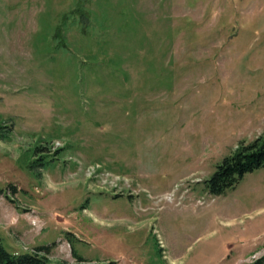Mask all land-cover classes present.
Returning a JSON list of instances; mask_svg holds the SVG:
<instances>
[{
	"label": "rangeland",
	"instance_id": "rangeland-1",
	"mask_svg": "<svg viewBox=\"0 0 264 264\" xmlns=\"http://www.w3.org/2000/svg\"><path fill=\"white\" fill-rule=\"evenodd\" d=\"M263 134L264 0H0L12 251L56 242L48 256L66 264H256L264 167L222 194L207 180Z\"/></svg>",
	"mask_w": 264,
	"mask_h": 264
},
{
	"label": "trees",
	"instance_id": "trees-1",
	"mask_svg": "<svg viewBox=\"0 0 264 264\" xmlns=\"http://www.w3.org/2000/svg\"><path fill=\"white\" fill-rule=\"evenodd\" d=\"M260 167H264V134L249 142L241 141L233 152L226 155L207 180L208 189L212 194H222L228 189L234 188L246 173ZM9 186L13 187L15 193L16 188L12 184ZM55 243L52 245H38L32 251L15 252L2 243L0 236V264H66L54 262L49 258L48 254ZM72 252L79 262L87 261L73 246ZM263 260L264 255L256 264H260ZM115 263V261H104L98 264Z\"/></svg>",
	"mask_w": 264,
	"mask_h": 264
},
{
	"label": "crops",
	"instance_id": "crops-1",
	"mask_svg": "<svg viewBox=\"0 0 264 264\" xmlns=\"http://www.w3.org/2000/svg\"><path fill=\"white\" fill-rule=\"evenodd\" d=\"M8 244H9V246L11 245V244H10V240H9V243H8Z\"/></svg>",
	"mask_w": 264,
	"mask_h": 264
}]
</instances>
